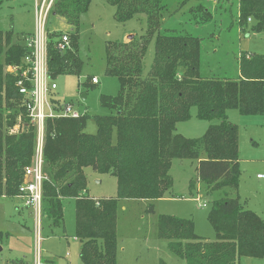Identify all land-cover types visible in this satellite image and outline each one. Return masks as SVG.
Here are the masks:
<instances>
[{"label":"trees","instance_id":"obj_1","mask_svg":"<svg viewBox=\"0 0 264 264\" xmlns=\"http://www.w3.org/2000/svg\"><path fill=\"white\" fill-rule=\"evenodd\" d=\"M105 1L114 7V19L120 23L139 16L145 19L144 32L137 39L105 43V73L119 82L116 95H100V105L110 114L93 116L95 133L85 131L87 114L47 118L44 123L46 179L42 198L47 204L43 213L52 226H63V200L74 199L75 238L80 242L79 257L84 264H117V198L163 197L173 183L170 167L174 159H195L197 177L207 191L236 190L238 127L226 119L227 111L236 108L251 115L264 110V53L241 52L236 78L205 77L199 72L202 38L161 28L169 10L167 0ZM90 2L54 1L50 15L61 16L70 26V48L60 51L56 47L59 33L46 29L51 78L79 71L80 60L71 45L77 46L80 20ZM226 2L227 9L237 15L240 31L248 27L255 33L264 32V0ZM192 11L200 14L196 21L199 26L212 19L211 11L201 3ZM13 35V30L0 28V196L4 197L18 193L36 144L27 99L17 84L21 80L23 86H30V74L22 76L23 57L30 50L25 40L12 43ZM152 40L154 56L144 74V57ZM7 66L14 71L5 72ZM52 100L59 106L58 99ZM3 106L12 113L3 117ZM193 106L198 118L217 117L220 123L210 124L199 137L189 138L177 132V123L189 118ZM19 114L23 128L9 131ZM88 167L116 178L115 198L88 195ZM207 220L215 232L213 241L194 232L191 218L168 214L158 215L157 234L168 240L185 264H245L241 261L244 257H264V220L240 204L237 195L211 200Z\"/></svg>","mask_w":264,"mask_h":264},{"label":"rangeland","instance_id":"obj_2","mask_svg":"<svg viewBox=\"0 0 264 264\" xmlns=\"http://www.w3.org/2000/svg\"><path fill=\"white\" fill-rule=\"evenodd\" d=\"M226 1L167 0L169 10L161 28L202 38L199 72L205 77L236 78L241 52L264 53V32L257 34L248 27L240 32L237 15L227 9L229 3ZM199 3L211 11L212 19L196 26L200 14L192 9ZM0 28L13 30L12 43L23 42L34 30V0H1ZM69 29L61 16H49L47 30L50 32L69 36ZM144 29L145 19L142 16L125 23L116 21L114 7L105 0H91L88 10L81 17L77 46L71 45V50L80 60V69L78 72L58 74L50 81L56 84L54 98L61 103H71L80 114L89 116L85 126L87 133L96 132L94 115L110 114L107 107L100 105V95L113 96L119 91L117 77L105 73L106 41L129 42L137 39ZM246 33H249L248 36ZM128 35L132 36L128 38ZM153 56L152 40L144 57V74L149 70ZM4 71L12 72L14 67L7 66ZM92 76L97 78L96 84H90ZM1 111L3 117L12 113L7 106H3ZM226 119L238 127L237 189L221 188L209 192L197 177L195 159H174L170 167L173 183L163 197L153 200L117 198V264H185L184 259L169 247L168 240L157 234L158 215L191 218L194 232L203 239L213 241L215 232L207 220V212L211 200L225 194L237 195L240 204L252 209L264 220V179L257 178V174H264V110L260 114L245 115L231 108ZM217 123H220L217 117L198 118L193 106L189 118L177 123V132L196 138L203 135L210 124ZM22 128V116L19 114L9 131ZM85 174L89 196L95 199L117 196L113 175L98 173L89 167L85 168ZM190 192L193 197L201 194L199 200L190 198ZM46 204L41 196L40 215L36 216L31 207L23 205L19 192L12 197L0 196V264H84L79 257L80 242L75 238L74 199L63 200V226L49 223L43 213ZM150 204L152 210H149ZM261 260L264 264V258Z\"/></svg>","mask_w":264,"mask_h":264},{"label":"built area","instance_id":"obj_3","mask_svg":"<svg viewBox=\"0 0 264 264\" xmlns=\"http://www.w3.org/2000/svg\"><path fill=\"white\" fill-rule=\"evenodd\" d=\"M54 1L34 0V30L25 39V44L30 51L23 57L25 68L22 71L23 77L30 74V86H23L21 80L17 83L19 92L27 99L28 116L36 129L34 155L31 165L24 169V178L18 187V192L23 205L31 207L36 216L40 215L42 182L46 179L42 159L45 120L54 117L75 118L82 115L72 107L71 103L60 102L59 106H56L52 100L56 84L50 81L48 72L46 29ZM69 43L68 34L62 33L57 38L56 47L63 52L70 48ZM90 82L96 84L98 80L92 76ZM13 131L16 130L13 129ZM257 178L264 179V174H257ZM199 197L200 195H196L193 199L198 201ZM201 205L206 206L205 203Z\"/></svg>","mask_w":264,"mask_h":264},{"label":"crops","instance_id":"obj_4","mask_svg":"<svg viewBox=\"0 0 264 264\" xmlns=\"http://www.w3.org/2000/svg\"><path fill=\"white\" fill-rule=\"evenodd\" d=\"M211 2H215V1H211ZM196 26H199V25H196ZM240 31V30H239ZM241 32V31H240ZM263 33V32H262ZM249 34V33H248ZM248 34L246 33L245 35L246 36H248ZM258 34V33H257ZM239 75V74H238ZM190 198H192L193 199V193H191L190 192ZM196 194H197V192H196ZM199 194V193H198ZM201 195V194H200ZM264 258V257H263ZM263 258H250V257H244V258H242L241 259V261L243 262V263H245V264H263L262 263V260L261 259H263Z\"/></svg>","mask_w":264,"mask_h":264},{"label":"water","instance_id":"obj_5","mask_svg":"<svg viewBox=\"0 0 264 264\" xmlns=\"http://www.w3.org/2000/svg\"><path fill=\"white\" fill-rule=\"evenodd\" d=\"M131 36H132V35H128L127 37L130 38ZM84 97H85V95L82 96V98H84Z\"/></svg>","mask_w":264,"mask_h":264}]
</instances>
